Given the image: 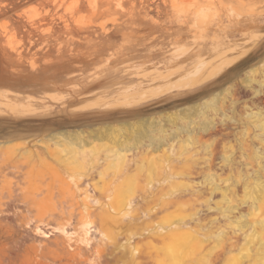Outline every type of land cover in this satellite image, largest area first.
I'll use <instances>...</instances> for the list:
<instances>
[{"label": "rangeland", "instance_id": "obj_1", "mask_svg": "<svg viewBox=\"0 0 264 264\" xmlns=\"http://www.w3.org/2000/svg\"><path fill=\"white\" fill-rule=\"evenodd\" d=\"M0 142V264H264V0H0Z\"/></svg>", "mask_w": 264, "mask_h": 264}, {"label": "bare ground", "instance_id": "obj_2", "mask_svg": "<svg viewBox=\"0 0 264 264\" xmlns=\"http://www.w3.org/2000/svg\"><path fill=\"white\" fill-rule=\"evenodd\" d=\"M228 62L231 63L232 60H229ZM187 132H189V131H187ZM21 149H22V146L20 144H4V143L0 144V154L3 157L7 154L8 155L9 154H15V155H19V157H22L23 153H25L28 150L27 149L21 150ZM46 149L49 152H53L52 157H54V158H51V159H53L56 163H58L60 165V167L63 168L66 172H69L71 170L73 171L75 167H80V164L83 163L82 160L88 164L98 162L97 160H99V156L97 154H94V155L91 154V156L89 158H87V153H86V150L83 148V146H79V148H77V149L71 148V150H70L71 153L68 156H63L64 154H58V155L55 154L54 153L55 151L58 152V150L56 148H54L52 150V149H49L48 147H46ZM63 151L67 152V150H65V149H63ZM78 154H80V157L77 156ZM6 158H10V157L8 156ZM14 158H15V156H14ZM78 158H80L81 160L79 161ZM38 159H40L43 162L46 161L48 163V160H45L44 158H42V159L38 158ZM104 159H105V164L106 163L108 165L109 164H116V166H118L117 164L119 163L121 156L118 155L117 153H114L112 155L105 154ZM13 160H14L13 158L10 160L8 159V161H7L8 163L6 164V159H5V164L2 167V169L3 168H10V170L12 169L14 171H19L21 167L19 165L15 164L14 163L15 160L14 161ZM63 179H64V182L67 183L68 190H70L71 194H72V196H71L72 201H73L72 207H74L80 201L83 202L84 209L80 210V213L85 215V219L83 222H81L79 224L77 231H75V235H76V238L80 242L88 243V241L92 238L91 231H92V226H93V224H92L93 220H92V218L89 217V216H91L92 211L90 210V207L86 205V203L88 201L87 200L88 193L86 192V190H83L80 193L79 190L77 189L79 186L76 184V182H75V185H69L71 183L69 181H67L66 178H63ZM127 190H128V186L126 187L125 192H122V193L111 192V193H107V195H106V192H105L104 195H105V197L107 196V198H106V201L102 202V204H103V206H105L104 210H106V213L109 214V216H112L113 218L121 219L124 216V214L127 213L126 206L128 207V205H130L132 202L128 198L129 190L128 191ZM137 217L139 218V215ZM137 217L135 215V218H137ZM37 229L39 232H42L41 228H37ZM64 229H62V233H64L67 236V238L69 239L70 234H68L67 231H65ZM186 233H187L186 231H177L175 229H168L167 231H165L164 234L161 235L162 240L165 241V243L163 244V247L161 248V251H162V255H164V257H166V259H167V264H178L181 261L180 260L181 256L186 254L189 251V249L192 248L193 241H192V239L185 237L183 235ZM126 250L130 255L134 256L133 246L128 245L126 247ZM236 262H237V258H235V257H232L229 260L230 264H236Z\"/></svg>", "mask_w": 264, "mask_h": 264}]
</instances>
